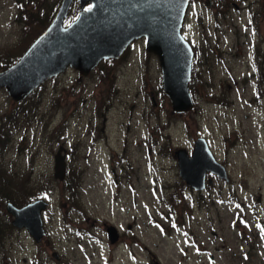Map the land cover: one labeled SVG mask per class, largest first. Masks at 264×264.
<instances>
[{
  "label": "rangeland",
  "instance_id": "1",
  "mask_svg": "<svg viewBox=\"0 0 264 264\" xmlns=\"http://www.w3.org/2000/svg\"><path fill=\"white\" fill-rule=\"evenodd\" d=\"M212 1L188 0L182 22L195 47L190 111L171 110L144 37L85 76L67 67L43 82L35 109L6 130L0 161L52 180L45 233L35 242L13 227L0 264H264V0ZM59 2L25 0L22 11L17 0H0V51L30 40ZM16 106L0 87V122ZM197 134L229 176L206 172L213 180L202 190L181 185L173 155ZM58 145L79 174L71 200L52 174ZM107 223L119 233L113 244Z\"/></svg>",
  "mask_w": 264,
  "mask_h": 264
},
{
  "label": "water",
  "instance_id": "2",
  "mask_svg": "<svg viewBox=\"0 0 264 264\" xmlns=\"http://www.w3.org/2000/svg\"><path fill=\"white\" fill-rule=\"evenodd\" d=\"M71 3L72 0H61L51 21L23 54L0 69V87L14 102L24 99L36 86L67 67L85 76L102 59H116L133 39L144 37L145 50L158 56L161 86L171 110L180 114L194 107L188 85L193 46L181 32L188 0H78L79 11L72 21L64 23ZM205 4L212 5V0H205ZM63 151L64 146L58 145L52 156V174L58 181L66 176ZM173 155L179 177L193 189L202 190L213 180L205 177L206 171L224 181L229 179L226 166L212 154L205 136L194 139L189 153L185 147H179ZM47 203L45 197L20 206L7 200L4 208L11 216V225L25 228L38 242L44 235L41 212ZM104 231L108 242L115 243L119 236L116 227L107 223ZM53 256L58 258L56 252Z\"/></svg>",
  "mask_w": 264,
  "mask_h": 264
},
{
  "label": "trees",
  "instance_id": "3",
  "mask_svg": "<svg viewBox=\"0 0 264 264\" xmlns=\"http://www.w3.org/2000/svg\"><path fill=\"white\" fill-rule=\"evenodd\" d=\"M19 4L21 3V10L24 11L25 8L22 7L23 3H25V0H17ZM30 2V1H29ZM25 6V5H23ZM19 8V11H20ZM56 10V8H54ZM68 14H74L79 11L78 4H71L69 6ZM54 10V11H55ZM30 11H26V16H30ZM76 15V14H75ZM50 16L48 15L46 20H43V24L41 29H43L49 22H50ZM30 21L24 24L23 28L26 32L30 29ZM40 30V29H39ZM42 32L40 30L39 32L35 33L33 37L30 40L21 41L18 45H15L13 49L10 51L2 50L0 51V69L2 70L6 66H9L10 64H13V61H15L19 55L23 54V50L27 47L28 44L32 43L33 38L38 34ZM29 35V34H28ZM195 50V47H193V51ZM44 83H41L40 85L36 86L34 90H31L28 95L25 96V98L15 101L17 104V109H15L14 113L11 111V113L6 114L5 118L3 117L0 122V151L6 147V141L8 136L6 135V130L8 131L9 128H12L13 125L16 126V123L18 121V118L20 117L21 113L22 115L26 116L28 115L29 110L35 109L36 105H38V102L41 98V93H38L41 91ZM41 88V89H40ZM29 170L26 168H21L18 171H16L15 167L11 164L6 167L1 161H0V248L3 247V241L6 239V235L10 234L11 230H13L14 226L11 225L9 218L10 216L8 213L2 208V204L5 203V201H11L15 205H22L26 202H30V200L35 198L44 197L45 193H48V189L50 188L51 179L49 176L45 174L43 177L42 174L39 175V177H35L31 175ZM66 177L63 179V184L65 185V188L68 189L70 194V200L74 199L76 197V191L77 187H80V180H79V174L75 172V170L66 168L65 170ZM46 177V178H45ZM49 178V179H48ZM45 179V180H44ZM181 185L184 187V183L181 180ZM1 250V249H0Z\"/></svg>",
  "mask_w": 264,
  "mask_h": 264
},
{
  "label": "flooded vegetation",
  "instance_id": "4",
  "mask_svg": "<svg viewBox=\"0 0 264 264\" xmlns=\"http://www.w3.org/2000/svg\"><path fill=\"white\" fill-rule=\"evenodd\" d=\"M212 2H213V1H212ZM234 6H235V8L238 7V6H236V3L234 4ZM183 26H184V24H183ZM190 43H191V42H190ZM191 44H192V43H191ZM193 47H194V45H193ZM193 47H192V50H193ZM193 52H194V51H193ZM120 55H121V54H120ZM220 55H221V54H219V56H220ZM219 56H218V58H219ZM118 57H119V56H118ZM105 59H110V58H105ZM112 59H114V58H112ZM220 59L223 60L224 57L220 56ZM102 60H104V59H102ZM102 60H101V61H102ZM99 62H100V61H99ZM99 62H98V63H99ZM98 63H97V64H98ZM97 64H96V65H97ZM192 65H193V64H192ZM94 68H95V67H94ZM77 71H78V70H77ZM90 71H91V70H90ZM90 71H89V72H90ZM77 73L79 74V71H78ZM87 73H88V72H87ZM87 73H86V74H87ZM253 73H254L253 75H257V71L254 70ZM79 75H81V74H79ZM190 75H191V72H190ZM250 75H251V74H250ZM253 75H252V76H253ZM191 76H192V75H191ZM233 79H234V78H233ZM250 79H251V77H249V74L246 75V77H245V81H246V80H250ZM234 80H235V79H234ZM188 83H189V82H188ZM189 86H190V85H189ZM190 88H191V87H190ZM190 88H189V92H190ZM190 94H191V92H190ZM261 95H262V92H261ZM261 95H259L258 97L255 98V99H257V100L259 99V100H258L259 102H261ZM192 96H193V95H192ZM193 103H194V101H193ZM225 104H227V103L225 102ZM227 105H228V104H227ZM198 136H199V134H197L195 137H193V139H192L191 142H190L191 144H189V146H188L189 148H188V149L186 148L188 153L193 149L194 139H196ZM227 136H230V135H225V136H224V140H226V144H227V145H230V146H231V145L233 146V142H232V140H230V138L227 137ZM206 139H207V138H206ZM206 141H207V140H206ZM207 143H208V142H207ZM63 152H64V151H63ZM64 153H65V152H64ZM66 154H67V153H65V155H66ZM219 162L223 163V165H224V162H223L222 160L219 161ZM206 172H209V171H206ZM205 177H206V173H205ZM217 177H218V176H217ZM207 178H208V177H207ZM226 181H227V180H226ZM205 185H206V184H205ZM44 233H45V229H44ZM43 236H44V235H43Z\"/></svg>",
  "mask_w": 264,
  "mask_h": 264
},
{
  "label": "snow or ice",
  "instance_id": "5",
  "mask_svg": "<svg viewBox=\"0 0 264 264\" xmlns=\"http://www.w3.org/2000/svg\"><path fill=\"white\" fill-rule=\"evenodd\" d=\"M88 10H90V9H88Z\"/></svg>",
  "mask_w": 264,
  "mask_h": 264
},
{
  "label": "bare ground",
  "instance_id": "6",
  "mask_svg": "<svg viewBox=\"0 0 264 264\" xmlns=\"http://www.w3.org/2000/svg\"><path fill=\"white\" fill-rule=\"evenodd\" d=\"M193 78V77H192Z\"/></svg>",
  "mask_w": 264,
  "mask_h": 264
}]
</instances>
